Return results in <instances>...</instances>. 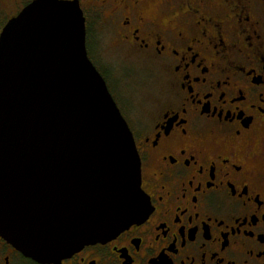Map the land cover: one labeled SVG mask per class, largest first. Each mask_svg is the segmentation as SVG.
Instances as JSON below:
<instances>
[{
    "label": "flooded vegetation",
    "instance_id": "flooded-vegetation-1",
    "mask_svg": "<svg viewBox=\"0 0 264 264\" xmlns=\"http://www.w3.org/2000/svg\"><path fill=\"white\" fill-rule=\"evenodd\" d=\"M31 1L0 0V32ZM78 2L86 42L96 15L162 78L147 118L122 115L149 212L58 263L0 235V264H264V0Z\"/></svg>",
    "mask_w": 264,
    "mask_h": 264
},
{
    "label": "water",
    "instance_id": "water-1",
    "mask_svg": "<svg viewBox=\"0 0 264 264\" xmlns=\"http://www.w3.org/2000/svg\"><path fill=\"white\" fill-rule=\"evenodd\" d=\"M148 204L78 0H32L0 32V235L58 263L144 219Z\"/></svg>",
    "mask_w": 264,
    "mask_h": 264
},
{
    "label": "rangeland",
    "instance_id": "rangeland-1",
    "mask_svg": "<svg viewBox=\"0 0 264 264\" xmlns=\"http://www.w3.org/2000/svg\"><path fill=\"white\" fill-rule=\"evenodd\" d=\"M114 41L113 31L101 18L92 16L86 42L88 57L100 74L108 77L107 87L121 114L125 116V108L133 117L147 118L164 91L162 78L151 63L129 56Z\"/></svg>",
    "mask_w": 264,
    "mask_h": 264
}]
</instances>
